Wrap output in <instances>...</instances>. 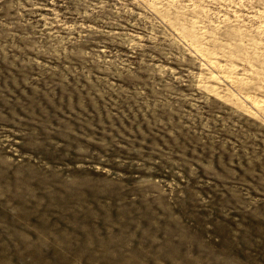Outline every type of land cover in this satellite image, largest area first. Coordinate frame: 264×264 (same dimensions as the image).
<instances>
[{"label": "rangeland", "instance_id": "rangeland-1", "mask_svg": "<svg viewBox=\"0 0 264 264\" xmlns=\"http://www.w3.org/2000/svg\"><path fill=\"white\" fill-rule=\"evenodd\" d=\"M0 264H264V0H0Z\"/></svg>", "mask_w": 264, "mask_h": 264}]
</instances>
